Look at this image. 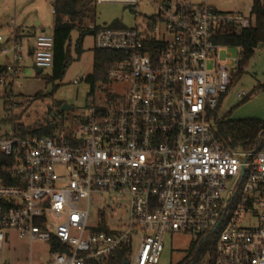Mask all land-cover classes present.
I'll return each instance as SVG.
<instances>
[{
	"label": "built area",
	"instance_id": "built-area-1",
	"mask_svg": "<svg viewBox=\"0 0 264 264\" xmlns=\"http://www.w3.org/2000/svg\"><path fill=\"white\" fill-rule=\"evenodd\" d=\"M210 1L96 0L145 2L156 14L133 28L87 25L95 51L120 59L106 76L114 91L81 113L78 133L28 135L13 119L0 130V264H10L9 232L46 246L37 263L17 264H95L135 246L133 264H159L166 238L182 234L214 241L215 264H264V142L226 148L215 125L242 57L218 37L251 27L252 8L224 13ZM25 33L12 23L0 36L10 57L3 87L23 73ZM230 49L238 56L223 60ZM32 55L34 66L52 69V34L36 36Z\"/></svg>",
	"mask_w": 264,
	"mask_h": 264
},
{
	"label": "rangeland",
	"instance_id": "rangeland-1",
	"mask_svg": "<svg viewBox=\"0 0 264 264\" xmlns=\"http://www.w3.org/2000/svg\"><path fill=\"white\" fill-rule=\"evenodd\" d=\"M210 5L219 12L247 13L251 0H211ZM155 14L156 10L145 2H140L133 8L111 3L95 4L91 7L89 23L101 28L112 27L114 23L133 28L138 24L142 25L145 18ZM12 23L18 28L25 27L24 30L31 35H34V32L36 35L41 34V26L44 34H52L54 16L51 0H0V36L7 37L10 34ZM77 38L78 33L73 32V44ZM94 52L93 38L88 35L83 43V54L79 58L74 55V61L64 79L55 83H47L43 78L51 74L50 69L43 72V77H38L34 71L33 58L23 52V73L15 76L10 88L0 85V130L6 129L5 122L13 119L28 132L49 129L54 136H73L78 133L80 124L77 120L81 113L91 104L104 106L107 94L115 89L102 79L94 85L87 82L93 74ZM228 55L237 57L238 52L235 49L221 52L223 60ZM9 60L10 57L0 53V66L7 64ZM74 81L79 83L74 84ZM242 93L246 98H238ZM11 97H14V105L10 102ZM64 106L71 109L64 110ZM217 114L219 118L226 117L230 120L264 121V46L256 50L241 76L234 77L233 85L222 100L221 109ZM120 214L122 218L125 217L124 211L119 213L116 210L115 216ZM9 236L2 250V259L7 263L17 264L27 260L37 263L46 253L43 243L30 244L21 241L13 232H9ZM194 246L195 243L189 234L168 236L159 264H194L191 251ZM135 253L136 246L130 255L131 264L134 262ZM196 259V264L210 262L208 253L201 259Z\"/></svg>",
	"mask_w": 264,
	"mask_h": 264
},
{
	"label": "trees",
	"instance_id": "trees-1",
	"mask_svg": "<svg viewBox=\"0 0 264 264\" xmlns=\"http://www.w3.org/2000/svg\"><path fill=\"white\" fill-rule=\"evenodd\" d=\"M96 4V0H56L54 3V28L52 36L54 39V61L51 74L44 76L43 73L38 77H43L47 83L62 81L74 61V55L79 58L83 54V43L88 35L91 7ZM251 14L254 19L251 27L236 32L233 29H224L218 37L221 44L232 45L242 48V57L239 64V74L241 76L243 69L261 44L264 46V0H251ZM112 28L125 29L122 24L114 23ZM78 33V38L73 44L72 34ZM120 59V55L113 52H94L93 74L87 79V82L94 85L99 79L105 83L108 70L111 65ZM2 68L0 67V71ZM56 88H54L55 90ZM52 96V94H50ZM246 101V100H245ZM243 101V103L245 102ZM221 109L218 107L217 112ZM216 131L217 138L221 143L230 149H242L244 151H256L264 142V121L258 119L230 120L226 117L219 118L216 113ZM8 121L5 122L6 125ZM18 128L28 135H37L40 137H54L49 129L36 130L28 132L21 124ZM4 158L0 155V164ZM192 262L196 264L195 258L201 259L208 253L210 257L209 264H215L216 250L214 241H206L198 245L195 243L191 250ZM132 251L124 250L110 257L109 259L95 264H130V255ZM128 262V263H127Z\"/></svg>",
	"mask_w": 264,
	"mask_h": 264
},
{
	"label": "crops",
	"instance_id": "crops-1",
	"mask_svg": "<svg viewBox=\"0 0 264 264\" xmlns=\"http://www.w3.org/2000/svg\"><path fill=\"white\" fill-rule=\"evenodd\" d=\"M54 16V15H53ZM25 27H23L22 29H24ZM40 32L43 33L44 32V29L43 27L41 26L40 28ZM33 36V37H32ZM36 32H34V35H31V33L29 32H26L23 37H22V40H23V51H22V55L24 54L23 52H25L26 55H28L29 57L33 58V55H32V52H33V49H34V46H35V40H36ZM6 65V64H5ZM5 65L3 66H0L1 68L4 67ZM24 71V70H23Z\"/></svg>",
	"mask_w": 264,
	"mask_h": 264
},
{
	"label": "water",
	"instance_id": "water-1",
	"mask_svg": "<svg viewBox=\"0 0 264 264\" xmlns=\"http://www.w3.org/2000/svg\"><path fill=\"white\" fill-rule=\"evenodd\" d=\"M43 33H44V32H43ZM262 47H263V44H261V45L259 46V48H262ZM34 71H35V74H36L37 76H39V75H41V74L43 73V70L37 68L36 66H34ZM63 109H64V110H70L71 108H68L67 106H64ZM127 263H128V262H127Z\"/></svg>",
	"mask_w": 264,
	"mask_h": 264
}]
</instances>
